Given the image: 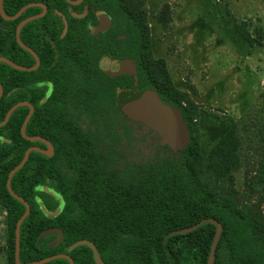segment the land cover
I'll use <instances>...</instances> for the list:
<instances>
[{
    "label": "trees",
    "instance_id": "obj_1",
    "mask_svg": "<svg viewBox=\"0 0 264 264\" xmlns=\"http://www.w3.org/2000/svg\"><path fill=\"white\" fill-rule=\"evenodd\" d=\"M31 1L46 4V12L26 21L19 35L40 62L34 69H19L0 60V121L12 104L30 101L34 110L25 132L47 138L54 150L49 155L32 149L10 180L30 205L20 225V261L65 252L74 264H97L88 244L71 247L87 238L105 264H207L216 228L207 218L214 217L222 231L213 264H264V212L239 203L225 186L241 164L239 128L229 127L202 153L198 105L172 83L164 60L153 58L144 0H3L2 5L11 15ZM85 5L86 14L75 15ZM41 10L38 4L29 5L10 19L0 13V55L34 64V55L16 39V26ZM98 12L110 23L93 31ZM62 15L67 20L64 34ZM104 55L132 58L135 70L110 75L99 66ZM147 89L181 111L189 129L181 148L163 143L158 131L119 108L120 91ZM260 95L264 101V92ZM28 110L29 105H18L0 125L7 264H16L15 226L25 210L9 192L7 175L29 145L45 147L42 140L21 133ZM255 176L264 186V148ZM49 227L63 232L56 244H49L54 233L38 241ZM38 264H69V259L60 256Z\"/></svg>",
    "mask_w": 264,
    "mask_h": 264
},
{
    "label": "rangeland",
    "instance_id": "obj_2",
    "mask_svg": "<svg viewBox=\"0 0 264 264\" xmlns=\"http://www.w3.org/2000/svg\"><path fill=\"white\" fill-rule=\"evenodd\" d=\"M142 6L153 58L164 60L172 83L198 105L202 153L237 125L241 164L225 186L239 203L264 212V186L255 176L264 148V0H144ZM5 228L0 205V264H7Z\"/></svg>",
    "mask_w": 264,
    "mask_h": 264
},
{
    "label": "water",
    "instance_id": "obj_3",
    "mask_svg": "<svg viewBox=\"0 0 264 264\" xmlns=\"http://www.w3.org/2000/svg\"><path fill=\"white\" fill-rule=\"evenodd\" d=\"M2 1L3 0H0V13L4 18H7V19L17 17L29 5L38 4L42 7L41 11L22 18L16 26V39L21 46H23L24 48L29 50L34 55V57H35L34 64H31V65L19 64V63H16L12 59H10L4 55H0V60L8 62L9 64L13 65L16 68L34 69L38 66V64L40 62V58H39L38 54L36 53V51L34 49H32V47L28 46L26 43H24L21 40L19 33H20V29H21L22 25L26 21H28L29 19H32L34 17H38L40 15H43L46 12V8H47L46 4L39 2V1H31V2L23 4L22 6H20V8H18V10L15 13L10 15L4 11ZM68 1L76 4V3L81 2L82 0H68ZM87 10H88V6L85 5L83 10L81 12L75 13V15L84 16L86 14ZM62 17H63V22H64L62 34H64L67 30V20L64 17V15H62ZM109 23H110V19L104 13V15L100 16L98 24H96L92 27V30L97 31L100 29H104L109 25ZM126 63H127V65L129 64L131 66H126ZM101 64H102V68L105 70V72L110 74V75H114V74L120 73V72H133L135 70L134 59H132V58H127V59L121 58L120 59V58H116L114 56H111V65L110 66H107L104 64V58L101 60ZM2 93H3V87H2V84L0 82V97H1ZM21 104L29 105V110L26 113V115L22 121V124H21L22 135L28 139L42 140L43 142H45L46 147L42 148V147H39L37 145H29L25 149L23 157L21 158V160L18 163H16L9 170L8 175H7L6 186L9 190V192L12 195H14L16 198H18L20 201H22L25 205V210L17 219L16 226H15V262H16V264H38V263L47 261V260L55 258V257L64 256V257H67L69 259V264H74L73 258L68 253H65V252L54 253V254H51L48 256H44L42 258L34 259L31 261H25V262L20 261V259H19L20 225H21L23 218L29 213L30 205L25 200L24 197H22L21 195H19L17 192L14 191V189L12 188V186L10 184V180H11L13 173L25 163V161L27 160L29 153L32 149L40 150V151H42L46 154H49V155L52 154L53 150H54L51 141L48 140L47 138H45L41 135H38V134H33V135L26 134V132H25L26 123H27L30 115L32 114V112L34 110L33 104L28 100H20V101L15 102L14 104H12L8 108V110L6 111L4 118L0 121V125L6 123V121L9 118V115L11 114L13 109L15 107H17L18 105H21ZM118 106L122 110V112L125 113L128 117L142 121V122L146 123L147 125H149L150 127H152L153 129H155L156 131H158L161 135L162 142L168 144L173 149L181 148L182 146H184L187 143V141L189 139V129H188V126H187V124H186V122L182 116L181 111L179 110L178 107L163 101L161 99V97L159 96V94L155 90L147 89V90H143V91H122L118 95ZM207 219L216 225L214 235H213V239H212L211 246H210L208 260H207V264H213L216 245H217L218 239H219V237L221 235V231H222V224L218 219H216L214 217H209ZM193 227H195V224L190 226V227L185 228L184 230H188V229L193 228ZM48 233L56 234V236L49 241V244H56L63 237V232L60 228L49 227L40 233L38 241L41 240ZM81 243H86L92 248L93 257H94L97 264H105L104 261L102 260L101 256H100L99 252H98L96 245L91 240H89L87 238H80L78 240H75L71 244V247L78 245V244H81Z\"/></svg>",
    "mask_w": 264,
    "mask_h": 264
},
{
    "label": "flooded vegetation",
    "instance_id": "obj_4",
    "mask_svg": "<svg viewBox=\"0 0 264 264\" xmlns=\"http://www.w3.org/2000/svg\"><path fill=\"white\" fill-rule=\"evenodd\" d=\"M84 8V7H83ZM82 11V10H81ZM78 13V12H77ZM102 15H104V13L103 12H98V21L96 22V24H98V22H99V19H100V16H102ZM95 24V25H96ZM94 26V24L92 25V27ZM115 57V56H114ZM104 58V64L105 65H107V66H110L111 65V55H104V56H102L101 58H100V60H99V66L102 68V64H101V60ZM116 58H118V57H116ZM121 59V58H120ZM127 59V58H126ZM126 66H128L127 65V63H126ZM134 66H135V61H134ZM103 69V68H102ZM104 70V69H103ZM105 71V70H104ZM46 88L48 89L49 88V85H46ZM120 92H122V91H120ZM119 92V93H120ZM119 95V94H118ZM117 104H118V98H117ZM34 107V106H33ZM45 143V142H44ZM45 147H46V144H45ZM44 147V148H45ZM43 148V147H42Z\"/></svg>",
    "mask_w": 264,
    "mask_h": 264
}]
</instances>
